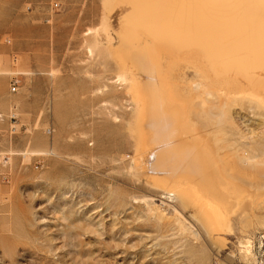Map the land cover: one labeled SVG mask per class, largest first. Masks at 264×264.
Segmentation results:
<instances>
[{
  "label": "rangeland",
  "instance_id": "1",
  "mask_svg": "<svg viewBox=\"0 0 264 264\" xmlns=\"http://www.w3.org/2000/svg\"><path fill=\"white\" fill-rule=\"evenodd\" d=\"M114 2L0 0V264H264V164L244 168L256 208L245 217L235 207L219 233L151 180L137 150L146 65L117 33ZM47 26L42 52H11ZM166 58L179 97L206 94L202 67ZM215 102L214 113L226 111L218 138L233 116V146L264 160V106L249 96ZM191 117L214 145L199 104Z\"/></svg>",
  "mask_w": 264,
  "mask_h": 264
},
{
  "label": "bare ground",
  "instance_id": "2",
  "mask_svg": "<svg viewBox=\"0 0 264 264\" xmlns=\"http://www.w3.org/2000/svg\"><path fill=\"white\" fill-rule=\"evenodd\" d=\"M113 9L121 40L146 65L145 88L135 93L137 150L145 155L151 180L169 196L193 202L209 232L226 230L235 207L244 216L249 206L254 209L259 196L251 190L244 168L263 165L264 160L233 146V116L226 119L225 138H218L226 111L214 113L212 108L218 104L215 100L224 109L238 96L264 106V0H115ZM167 56L202 67L206 94L190 100L179 97L162 72ZM196 104L214 128V145L195 133L191 116ZM244 245L248 249L250 241L245 239Z\"/></svg>",
  "mask_w": 264,
  "mask_h": 264
},
{
  "label": "crops",
  "instance_id": "3",
  "mask_svg": "<svg viewBox=\"0 0 264 264\" xmlns=\"http://www.w3.org/2000/svg\"><path fill=\"white\" fill-rule=\"evenodd\" d=\"M43 31L48 32L49 27L47 26L46 30L36 31L33 34L30 33L28 35L29 39L12 47L11 52H14L17 55L24 56L26 60L28 59V57H31L34 53L42 52L44 42H41L38 38L43 35ZM32 37H34V39H32ZM28 65L30 64H27V66ZM24 76L26 77L28 75L24 74Z\"/></svg>",
  "mask_w": 264,
  "mask_h": 264
},
{
  "label": "built area",
  "instance_id": "4",
  "mask_svg": "<svg viewBox=\"0 0 264 264\" xmlns=\"http://www.w3.org/2000/svg\"><path fill=\"white\" fill-rule=\"evenodd\" d=\"M18 90H19V80L15 79L11 82V93L16 94L18 92ZM12 119H14V116H12ZM48 132H49V130H48Z\"/></svg>",
  "mask_w": 264,
  "mask_h": 264
}]
</instances>
